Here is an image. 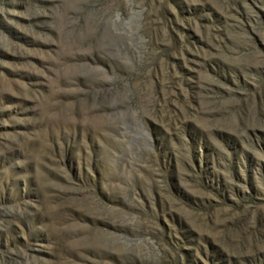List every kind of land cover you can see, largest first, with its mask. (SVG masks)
I'll return each instance as SVG.
<instances>
[{
  "label": "rangeland",
  "instance_id": "rangeland-1",
  "mask_svg": "<svg viewBox=\"0 0 264 264\" xmlns=\"http://www.w3.org/2000/svg\"><path fill=\"white\" fill-rule=\"evenodd\" d=\"M0 264H264V0H0Z\"/></svg>",
  "mask_w": 264,
  "mask_h": 264
}]
</instances>
